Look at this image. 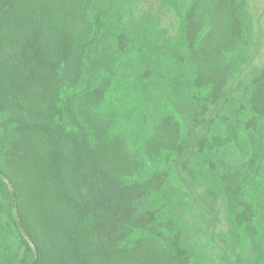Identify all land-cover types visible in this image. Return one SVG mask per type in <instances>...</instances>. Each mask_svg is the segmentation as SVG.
Masks as SVG:
<instances>
[{
  "label": "rangeland",
  "instance_id": "1",
  "mask_svg": "<svg viewBox=\"0 0 264 264\" xmlns=\"http://www.w3.org/2000/svg\"><path fill=\"white\" fill-rule=\"evenodd\" d=\"M43 1L48 4L51 0ZM249 4L255 24L251 48L254 57L232 80L226 102L211 106L195 99L193 68L180 62L177 51L168 42L181 31L174 12L163 8L160 0H106V8L120 13L129 34L134 38L139 36L138 57L142 66L157 76L152 73L153 78L162 81V92L174 104L171 113L179 128H175L170 114L159 129L161 135L155 136L157 142L151 141L155 145L183 146L171 181L174 212L171 207L149 208L150 202L146 204V201L142 204V194L128 184L137 180L134 171L123 177L113 171L103 154L117 145L114 129L104 119L100 125L86 118L74 100L78 96L77 89L72 86L66 90L60 78L62 96L57 106L61 127L65 124L66 135L74 136L76 132L79 137L60 144L61 148L54 145L51 153L47 148L39 158H33L34 154L29 153L31 140L28 139L27 145L28 136L21 134L25 127L20 123L2 136L8 151L0 160L5 166V174L0 173V264H195L186 258V252L197 245L206 251L207 264H264V125L256 120L257 130L252 131L255 135L246 145L245 167L236 177L230 167L220 169L222 178L219 177L218 149L213 155L207 147L212 141L206 143V139L212 138L209 135L206 138L207 129L217 130L224 137V125L220 122L215 126L218 113L226 110L222 109L223 104L226 107L236 104L239 110L252 109L249 92L264 74V0H249ZM68 5L69 0L56 3L53 0L54 7ZM147 13L157 14L161 29L168 32L167 37L161 39L166 44L151 50L141 37V22ZM7 28L3 27L4 41L10 32ZM102 34L103 29L99 28L85 46L83 62L87 66L81 71L84 77L90 78L87 68L95 58ZM107 64L111 72L118 75L110 74L107 86L108 76H105V96L122 104L116 108L122 117L129 106L134 108L133 104L141 95L134 90L133 80L122 81L126 64L116 56ZM90 81L84 83L91 88ZM150 89L142 95L144 104L145 101L150 104V97L156 95L157 88ZM66 99L74 102L70 108L75 116L71 127L65 122L69 119ZM176 102L189 116L184 127H181ZM108 104L109 99L102 115ZM5 117H0L1 126L7 121ZM141 119L138 124L136 120L131 122L130 126L138 125L142 129L144 141L143 135H150L147 127L151 125L146 124L144 117L140 124ZM236 120L234 126L242 122L240 117ZM118 122L121 126L125 124L121 118ZM230 122L232 119L226 124ZM24 137L27 149H20ZM142 143L139 152L143 150ZM252 145L257 146L255 151ZM154 148L152 146L153 151ZM143 155L152 157L154 153L147 149ZM223 177L238 187L233 195V218L237 225L234 244L227 242V238L232 237L229 222L232 204ZM148 194L146 198L150 200L153 193ZM182 231L183 239L176 241L175 237ZM170 236L175 241L171 242Z\"/></svg>",
  "mask_w": 264,
  "mask_h": 264
},
{
  "label": "trees",
  "instance_id": "2",
  "mask_svg": "<svg viewBox=\"0 0 264 264\" xmlns=\"http://www.w3.org/2000/svg\"><path fill=\"white\" fill-rule=\"evenodd\" d=\"M57 1L54 0L55 3ZM105 2L106 0H69L68 8L54 7L53 0L48 1V4L43 0L39 3L35 0H0V117L6 115L7 119L4 126L0 125V130L3 131L0 132V160L6 157L8 151L2 142V136L17 123L22 128L25 127L21 134H27V145L28 139L31 140L29 153L30 156L31 152L34 154L33 158H39L47 148L51 153L54 145L61 148L60 144L68 143L75 136L79 137L76 132L74 136L70 133L66 135L65 124L61 127L57 106L62 96L59 87L61 78L66 90L72 86L77 89L78 96L74 100L86 118L100 125L104 119L114 129L117 145L105 150L103 154L113 171L120 172L121 177L134 171L137 180L128 184L136 193L142 194V204L146 201V204L150 202L149 208L171 207L170 210L174 212L171 181L183 146L166 143L155 145L151 142L156 141V135H161L159 129L165 124L168 115L171 114L175 128H179L171 113L174 104L162 92V81L153 78V72H148L142 66L138 57L139 36H131L120 13L106 8ZM160 3L163 8L174 12L181 26L178 37L169 39L168 42L174 46L180 62L193 68L195 99L211 106L213 103H225L232 80L254 57L251 48L255 24L249 0H160ZM141 25V37L150 50L166 44L161 39H165L168 32L161 29V19L157 14L147 13ZM4 26L10 31L6 41L3 39ZM99 28L103 29V34L97 43L95 58L87 68L90 76L87 78L81 74L82 67L87 66L83 62L84 49ZM115 56L126 64L122 81L133 80L134 90L137 95H141L139 99L136 96L134 108L129 106L122 117L116 110L122 104L119 105V101L116 103L117 99L105 96V76H108L107 86L111 81L110 74L118 75V72L112 73L107 64ZM150 70L153 71L152 68ZM87 80H91V88L84 83ZM154 87L157 88L156 95L150 97V104L148 101L144 104L142 95ZM251 89V110L245 107L239 110L236 104L228 107L226 104L222 105V109L226 110L218 113L215 126L220 122L224 125V137L217 130V134L212 129L206 130V138L208 135L212 137L206 139V143L212 141L207 146L211 154L214 155L218 149L216 159L220 167L219 177L222 176L220 169L222 171L230 167L233 177L243 170L244 157L247 158L248 152L246 145L255 135L252 131L256 127V120L264 125V74ZM108 99L107 111L102 115ZM73 103L66 99V116L69 115V119L65 122L70 127L75 120L70 110ZM178 103L176 105L181 113V127H184L188 124L189 116ZM143 117L146 124L151 125L147 127L150 135H143L144 141L141 138L142 129L138 125L130 126L135 120L138 124L139 118ZM239 117L242 122L234 126L233 123ZM118 118L125 122L123 126L119 124ZM231 119L232 122L226 124ZM25 139L24 137L20 142V149H27ZM141 143L143 150L139 152ZM152 146L155 147L154 151ZM256 148L255 145L251 146L253 150ZM147 149L154 153L152 157L143 155ZM4 167L0 162V173L3 175ZM253 167L256 168V164ZM257 170L260 171L259 167ZM222 181L230 192L232 204L229 207L230 210L232 208V217L229 218L232 237H228L227 242L234 244L237 234L234 228L237 225L233 218V195H236L238 187L231 185L224 177ZM148 193H153L151 201L146 198ZM173 238L170 236L171 242L175 241ZM175 238L176 241L183 239V231ZM206 254L197 245L186 252V258L192 259L195 264H207Z\"/></svg>",
  "mask_w": 264,
  "mask_h": 264
}]
</instances>
